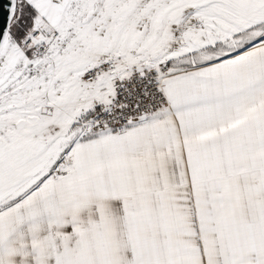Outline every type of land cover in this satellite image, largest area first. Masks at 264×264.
Returning a JSON list of instances; mask_svg holds the SVG:
<instances>
[{"label":"snow or ice","instance_id":"obj_1","mask_svg":"<svg viewBox=\"0 0 264 264\" xmlns=\"http://www.w3.org/2000/svg\"><path fill=\"white\" fill-rule=\"evenodd\" d=\"M0 264H264V0H0Z\"/></svg>","mask_w":264,"mask_h":264}]
</instances>
